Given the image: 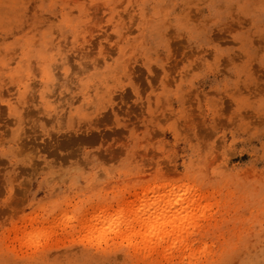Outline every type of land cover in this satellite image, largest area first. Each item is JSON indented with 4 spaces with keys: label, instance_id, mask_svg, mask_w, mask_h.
Returning a JSON list of instances; mask_svg holds the SVG:
<instances>
[{
    "label": "rangeland",
    "instance_id": "1",
    "mask_svg": "<svg viewBox=\"0 0 264 264\" xmlns=\"http://www.w3.org/2000/svg\"><path fill=\"white\" fill-rule=\"evenodd\" d=\"M0 264H264V0H0Z\"/></svg>",
    "mask_w": 264,
    "mask_h": 264
},
{
    "label": "bare ground",
    "instance_id": "2",
    "mask_svg": "<svg viewBox=\"0 0 264 264\" xmlns=\"http://www.w3.org/2000/svg\"><path fill=\"white\" fill-rule=\"evenodd\" d=\"M189 218H190V216H188L187 213L182 215V217L172 216V215L170 217H168L167 222L170 223L171 226H172L171 232H175L174 230H177L181 226L182 222L188 221ZM145 221H146L145 219H141L140 223L144 224ZM176 222H178V224H176ZM171 232H169L167 234V237H171L172 236ZM140 249H149L150 250V249H153V248H140Z\"/></svg>",
    "mask_w": 264,
    "mask_h": 264
}]
</instances>
